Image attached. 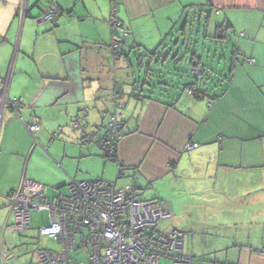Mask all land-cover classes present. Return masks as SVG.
<instances>
[{
  "label": "crops",
  "instance_id": "0c3cea01",
  "mask_svg": "<svg viewBox=\"0 0 264 264\" xmlns=\"http://www.w3.org/2000/svg\"><path fill=\"white\" fill-rule=\"evenodd\" d=\"M204 1L207 11L196 16L204 33H196L193 47L186 46L183 18L201 0H116L128 33L114 58L109 43L122 27L109 22L110 0H0V264H39L36 248L54 250L49 246L60 242L38 232L47 212L38 224L31 218L44 209L30 214L28 228L12 230L7 194L26 181L27 194L41 187L53 198L68 191L71 179L94 177L157 201L168 218L166 228L158 227L185 232L192 264H264L257 251L264 246V0ZM53 3L54 21L39 20ZM181 20L183 30L174 31ZM229 32L235 43L223 61L230 60L228 75L218 82L226 69L210 66L203 87L198 83L209 87L206 95L188 94L182 87L192 74L179 60L188 66L190 50L199 54L201 34L221 42ZM175 37L184 43L176 59L162 60ZM137 51L144 60L151 53L148 67L161 74L151 81H171L168 92L134 95L132 79L145 67ZM115 84L124 101L120 175L98 143ZM13 97H20L17 111L7 104ZM75 119L80 127H73ZM32 121L39 128L29 133L24 124ZM188 140L199 143L185 149Z\"/></svg>",
  "mask_w": 264,
  "mask_h": 264
},
{
  "label": "built area",
  "instance_id": "2783aa9c",
  "mask_svg": "<svg viewBox=\"0 0 264 264\" xmlns=\"http://www.w3.org/2000/svg\"><path fill=\"white\" fill-rule=\"evenodd\" d=\"M55 17V4H52L38 19L48 21ZM111 21L118 23L115 13ZM115 39L111 42L114 49L118 46ZM191 69L200 73L199 66ZM120 89H116L118 97ZM19 100L20 97H13L7 99V104L16 111ZM121 105L117 101L112 111L104 112L108 118L106 137L112 141L118 137ZM24 125L29 133L39 128L36 121ZM72 125L81 126L78 119ZM98 139L104 142L102 136ZM197 145V141L188 140L183 147L190 149ZM25 183L22 181L6 195L13 215L10 228L16 231L28 228L30 214L44 209L47 222L38 226L39 234L61 242L59 250L37 247L35 256L39 264H192V256L184 248L185 232L177 227L160 229L158 221L163 214L160 204L136 197L130 187L117 186L101 177L71 179L67 192L48 198L41 187L27 194ZM259 251L264 253V246Z\"/></svg>",
  "mask_w": 264,
  "mask_h": 264
},
{
  "label": "trees",
  "instance_id": "16d2710c",
  "mask_svg": "<svg viewBox=\"0 0 264 264\" xmlns=\"http://www.w3.org/2000/svg\"><path fill=\"white\" fill-rule=\"evenodd\" d=\"M208 3H209V0H206ZM53 4H55V3H53ZM201 4V8H197V11H196V13L197 12H199L198 14L200 15V13H202V12H206L207 10L205 9V7H203V5H204V3L203 2H201L200 3ZM199 4V5H200ZM205 4H206V2H205ZM52 5V4H51ZM50 5V6H51ZM49 6V7H50ZM56 4H55V9H56ZM57 10V9H56ZM113 13H115V17H116V20H118V23L117 22H112L111 21V17H112V15H113ZM198 14H196V16H198ZM207 14V13H206ZM206 14H205V16H204V18H206ZM40 15V14H39ZM39 15H38V18H39ZM188 15H187V13L185 14V16H184V18H183V22H185L184 23V25L186 26L184 29H186L185 30V32L187 33V27H189L188 26V17H187ZM52 21H54V19L53 20H48V22H52ZM109 22H110V24L113 26V25H116V26H121L122 24H121V22H120V20L118 19V16H117V12H116V0H115V3L114 4H112V0H110V17H109ZM183 22H182V24H181V26L179 27V28H177V29H175L176 31H182L183 29ZM197 23L198 24H200L199 23V19H198V17H197ZM204 21H203V23L201 24V25H198V31L199 30H201V29H203V27H204ZM122 27V26H121ZM191 28H192V26H190ZM191 28L189 29V30H191ZM219 29H220V27H218ZM124 30H125V32H124ZM193 30V29H192ZM192 30L191 31H189V33H187V39L185 40V43L187 42V43H189V44H187L186 43V46H190V45H193V43L195 42H193V41H191L192 39L190 38L191 36V32H192ZM220 32V31H219ZM127 33H128V29L127 28H125V27H122L121 28V33L120 34H114V36L112 37V39H111V41H110V43H109V47H110V50L112 51V56L115 58L116 56H118V54H120V53H122V51L123 50H121L122 49V46H123V44H124V39H125V36L127 35ZM203 33H204V30H203ZM240 34V33H239ZM223 38L222 39H225L224 38V35L222 36ZM116 38V39H115ZM117 40V43H118V46H117V48L116 49H114V47H113V45H112V41L113 40ZM166 42V41H165ZM170 42H172V44L171 45H169L168 46V50L163 54V56L161 55L160 57L162 58V60L163 59H165L166 57H164V56H167L168 55V59H169V61H171L172 59H176V56L174 55V53H175V51H176V48L178 49V48H180L181 47V45L182 44H184L183 43V41H180V43H178V39L175 37L174 39H172ZM178 44V45H177ZM234 44V43H233ZM233 44H232V46H233ZM164 42H161V44H159V47H161V50H162V48L164 47ZM176 45H177V47H176ZM234 48V47H233ZM233 48H231V51H233L232 49ZM173 50V51H172ZM172 51V52H171ZM185 52H188L187 51V48L185 47ZM136 53V58L139 60V64L142 62V63H145V67H144V70H140V68H138V72H141L140 74H137L133 79H132V82H131V86H132V89L133 90H137V92H134V95L135 96H139V95H143L144 93H142L143 91H147V92H156L155 91V89H157L158 90V92L159 93H161V94H163V93H166V92H168V85L169 86H171L172 84H171V81H166V80H162L161 78H158V80H155V81H151L152 79H153V77L155 76H161V74L159 73L160 72V70H156V69H154V68H152V67H148V66H150V65H148L150 62H151V60H152V55H151V53H149L150 55H147V57L148 58H146L145 60L144 59H140V57H142V56H145L146 54H145V52L144 51H142V52H139V51H137V52H135ZM155 59V58H154ZM158 58H156V60H157ZM187 59V61H188V71H190V73L192 74V77H191V81H189V82H187V83H185V85H183V87H182V89L184 90V91H186L188 94H191V95H193V96H197V97H201V96H203V95H206V90L209 88H204V90L203 89H200L199 88V86H198V83H199V81H200V79H202V78H204L202 75H204L205 76V71H206V69L208 68V69H210V64L208 63V61H204V59H203V56L201 55V54H195L193 51L191 52V54L189 55V57L188 58H186ZM192 66H199V70H200V73H195L192 69H191V67ZM213 68V67H212ZM226 70L225 71H223V69H221V70H219L218 71V79H217V81L219 82L220 81V79H224L227 75H228V73H227V70L229 69V66L226 68V67H224ZM214 69V72H215V68H213ZM208 75V74H207ZM207 75H206V77H207ZM206 79H208V77L206 78ZM144 84H146L147 86L146 87H144ZM118 87H121V89H120V91H119V93H120V97H118L117 96V94L118 93H116V89L118 88ZM188 89H191L192 90V92H188ZM123 93V87H122V85H119V84H115L114 85V89H113V97H112V101H113V103H112V107L110 108V109H105L103 112H102V116L103 117H105V119H106V122H104V123H101V125H102V127L104 128V132H103V134L101 135L102 136V138H103V140H104V142H100V140L98 141V143L100 144V146H101V148L103 149V154H104V156L106 157V158H108V159H112V160H114V161H116L117 163H118V169H119V172H118V175H120V173H121V171H122V169L124 168V166H123V164H122V162H120L119 160H118V158H117V155H116V142L118 141V139L121 137V135H122V126H123V119L121 118V113H120V115H118V117H119V120H120V124H119V126H118V128H117V133H118V137L117 138H115V140H111L110 138H107L106 137V126H107V121H108V118H107V115H104V112H110V111H112L113 110V108H114V105L116 104V102L117 101H120L121 103H122V105H121V108H123V106H124V101H123V99H122V94ZM20 101V100H19ZM210 103V100H208V104ZM19 104V103H18ZM18 107V106H17ZM120 108V109H121ZM17 111V110H16ZM120 111V110H119ZM91 139V138H90ZM199 143V142H198ZM108 147H110L109 149H108ZM263 247V246H262ZM262 247H260V248H257V251H259Z\"/></svg>",
  "mask_w": 264,
  "mask_h": 264
},
{
  "label": "rangeland",
  "instance_id": "374dc122",
  "mask_svg": "<svg viewBox=\"0 0 264 264\" xmlns=\"http://www.w3.org/2000/svg\"><path fill=\"white\" fill-rule=\"evenodd\" d=\"M201 1L204 3L203 7L206 6L205 5V1L204 0H201ZM192 7H194V8H192V10L190 8L191 11H190V13L188 15V26L189 27H187V33H189V31H191L193 29L192 33H190V34H193L192 36L195 37V38H193L191 40L193 42L195 41L193 43V45H192L194 47V44H196V39H197L196 33L198 32V25H199L197 23V17H196V14H198L199 12L196 13V11H197L198 7L201 8V4L200 5L199 4H195V6H192ZM181 24H182V20L179 22L178 25L175 26L176 29L179 28L181 26ZM190 26H192V28ZM190 28H191V30H189ZM174 31H176L175 28H174ZM201 32L203 33V30H201ZM172 34H174V32H172ZM201 36H202V34L200 35V39L197 41L198 42L197 43V49L199 51L198 53L203 56L204 61H208V63L211 66H223V67L227 68L228 65H229V61L230 60L226 61V66H224L223 61L225 60V58H229L231 56L232 44L235 43V38L233 37L232 32H229V36H230L229 38L226 37L225 39H222L221 42L219 41L220 40L219 38H218L219 40L213 42L211 40V38H204V37H201ZM168 41H171V38H168ZM213 43H215V46L217 48L214 47ZM192 49L190 50V54L192 52ZM149 50H151V49H149ZM214 51H217L216 57H215V54H214L215 52ZM219 56L222 57V59H221L222 62L218 61ZM132 58L133 57H131V60L134 63ZM181 60L182 59L179 60L180 63L177 66H183L184 72L187 73L188 72V67H187L186 63L184 61H181ZM205 72L206 73H205L204 78H206V75L208 73H210L208 68L206 69ZM184 80H186V78H183V81ZM200 82H201V85L203 87V79H201ZM177 91H178V93L184 95L183 90L181 89V87L179 89H177ZM56 131H57V133H59L58 129L55 130V132ZM114 179L115 178H112V180H114ZM120 179L121 178H117V181L120 180ZM117 184H120V183L117 182ZM60 189L66 190L67 189L66 185L62 186ZM43 211L41 212L40 216H36L35 217L34 215L31 214V218H33V221L36 220L37 224L40 223V222H43L45 220V218H46V214H45L46 211H44V212ZM159 219H161V220H160L158 225L164 229L165 225L167 226L168 218L160 217ZM33 238L36 240V236L35 235L33 236ZM60 244H61L60 242L54 241V243L51 246H49V247L54 249V250L55 249H59V247L61 246Z\"/></svg>",
  "mask_w": 264,
  "mask_h": 264
},
{
  "label": "bare ground",
  "instance_id": "6f19581e",
  "mask_svg": "<svg viewBox=\"0 0 264 264\" xmlns=\"http://www.w3.org/2000/svg\"><path fill=\"white\" fill-rule=\"evenodd\" d=\"M5 98V97H4Z\"/></svg>",
  "mask_w": 264,
  "mask_h": 264
}]
</instances>
